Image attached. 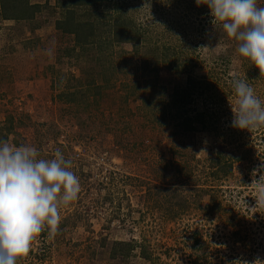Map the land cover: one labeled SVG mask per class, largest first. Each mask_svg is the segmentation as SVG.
<instances>
[{
	"label": "rangeland",
	"instance_id": "1",
	"mask_svg": "<svg viewBox=\"0 0 264 264\" xmlns=\"http://www.w3.org/2000/svg\"><path fill=\"white\" fill-rule=\"evenodd\" d=\"M89 1L29 0L26 21L0 10V139L59 149L80 182L24 264L264 261V126H232V81L264 104V75L196 0ZM119 13L127 43L108 26Z\"/></svg>",
	"mask_w": 264,
	"mask_h": 264
},
{
	"label": "clouds",
	"instance_id": "2",
	"mask_svg": "<svg viewBox=\"0 0 264 264\" xmlns=\"http://www.w3.org/2000/svg\"><path fill=\"white\" fill-rule=\"evenodd\" d=\"M205 6L212 23L227 37L238 42L241 58L264 75V6L257 0H196ZM232 88L236 107L232 126L250 130L264 126V104L246 79H234ZM71 161L57 149L52 158H42L29 146L10 145L0 139V264H17L31 251L35 238L48 231L53 235L60 224V207L78 198L79 178ZM259 181L264 183V164ZM256 206H264V191L258 193ZM255 206V207H256ZM232 264H264L235 260Z\"/></svg>",
	"mask_w": 264,
	"mask_h": 264
},
{
	"label": "trees",
	"instance_id": "3",
	"mask_svg": "<svg viewBox=\"0 0 264 264\" xmlns=\"http://www.w3.org/2000/svg\"><path fill=\"white\" fill-rule=\"evenodd\" d=\"M72 4L77 5L80 4L79 0H70ZM90 1L88 0V3ZM173 7L175 9H178L179 7V3L177 2L175 4H172ZM190 7L192 8V6L190 5ZM0 10L2 13V17L4 20H19V21H26V20H30L34 17V15L36 14V12L40 11V6L39 5H30L29 4V0H0ZM198 10V7H197ZM200 12V9L198 10V13ZM189 14L187 12V17L185 18V21L178 23L179 26L184 27V28H190V24L192 22L191 19H189ZM70 16L73 18V15L70 13ZM189 19V20H188ZM110 23L108 26L111 27L110 32L114 33L115 37L117 38L116 41L118 43H127L130 40H132L130 38V35L133 34L134 29H136V26L133 25L132 23V19H129L128 17H126L124 14H117L114 18L109 20ZM174 23V22H172ZM83 26V25H82ZM82 26L80 25H74V27L76 28L74 31L71 29V27L67 28L66 33L69 34H80V31L82 30ZM171 26V24H170ZM214 29V31H216V24H214L212 26ZM93 33V31H90ZM90 36H92V34H89ZM204 35V34H203ZM216 35V34H215ZM83 36V35H82ZM217 36V35H216ZM88 38V37H87ZM218 38V37H217ZM230 41L234 39L232 38H228ZM236 42V41H235ZM177 54V51L174 53V55ZM179 69V65H175V70L178 71ZM250 77V76H248ZM204 118L203 115H200L198 117H196L195 119L197 120H202ZM192 121V120H190ZM32 252V251H31ZM38 255V257H36L39 261L43 262V258L40 256V254H36V256ZM43 257L45 256L44 254L42 255ZM27 256L23 257L22 259L18 260L17 264H24L25 260ZM29 264H34L32 261H29Z\"/></svg>",
	"mask_w": 264,
	"mask_h": 264
}]
</instances>
